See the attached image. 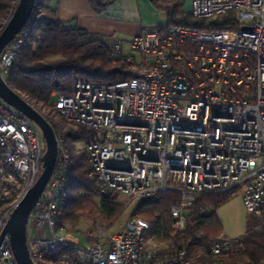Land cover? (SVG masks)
<instances>
[{
  "label": "built area",
  "instance_id": "built-area-1",
  "mask_svg": "<svg viewBox=\"0 0 264 264\" xmlns=\"http://www.w3.org/2000/svg\"><path fill=\"white\" fill-rule=\"evenodd\" d=\"M189 14L201 27L156 24L133 36L129 45L138 55L124 54V40L105 38L128 77L108 84L79 79L47 104L53 118L86 133L100 196L118 195L131 217L117 230L97 222L85 229V242L61 220L73 159L57 129V165L27 223L35 264H264L234 261L241 236L222 233L199 260L173 244L160 256L159 245L149 247L157 242L152 223L132 216L161 192L179 195L169 208L170 226L179 230L200 194L231 197L242 186L250 214L264 205V0H193ZM29 32L27 23L1 52L3 77ZM45 149L38 125L0 96V239L41 174ZM0 264H16L8 234Z\"/></svg>",
  "mask_w": 264,
  "mask_h": 264
},
{
  "label": "trees",
  "instance_id": "trees-1",
  "mask_svg": "<svg viewBox=\"0 0 264 264\" xmlns=\"http://www.w3.org/2000/svg\"><path fill=\"white\" fill-rule=\"evenodd\" d=\"M18 1L0 0V24H3V27L14 12ZM115 1L90 0V3L97 13H101ZM152 2L158 9L165 11L168 24L201 27L199 21L182 12L180 0ZM28 24L29 35L22 43L4 79L30 104L38 106V110L41 105L53 103L54 93H71L79 79L108 84L128 77L114 68L112 63L114 61L110 57V44L105 38H95L84 29L68 27L57 18L53 0H40ZM217 28L230 27L221 24ZM46 118L56 131L53 122ZM56 134L58 135L57 131ZM65 136L74 142L87 140L84 131L79 134L66 132ZM67 143L73 149L74 144ZM72 159V190L64 206L61 220L64 218L80 220L82 217L92 216L98 209L105 218L110 220L117 218L122 208L119 197L116 194L100 196L98 184L89 174L86 148L76 150L72 154ZM97 198H100L99 202ZM178 199L179 195L175 192H161L154 198L144 201L140 214L152 223L153 238L160 239L163 232L164 237H172L169 208ZM229 199L227 193L197 195L192 208L186 212L184 230L173 236L177 248L186 249L189 255L196 246L208 249L210 242L221 233V222L216 209ZM241 241L242 249L232 254L234 261L255 263L264 261V205L261 206L260 214H251L247 231L241 236Z\"/></svg>",
  "mask_w": 264,
  "mask_h": 264
},
{
  "label": "water",
  "instance_id": "water-1",
  "mask_svg": "<svg viewBox=\"0 0 264 264\" xmlns=\"http://www.w3.org/2000/svg\"><path fill=\"white\" fill-rule=\"evenodd\" d=\"M38 0H19L17 6L0 31V54L29 22ZM0 96L9 105L33 120L40 128L46 149L43 155V170L35 184L21 197L8 219L0 244L9 235L16 264H35L27 244V223L32 206L44 191L57 165L58 140L48 119L20 93L12 89L0 73Z\"/></svg>",
  "mask_w": 264,
  "mask_h": 264
},
{
  "label": "rangeland",
  "instance_id": "rangeland-1",
  "mask_svg": "<svg viewBox=\"0 0 264 264\" xmlns=\"http://www.w3.org/2000/svg\"><path fill=\"white\" fill-rule=\"evenodd\" d=\"M155 9L156 10H153V11L145 10L142 6H138L133 11H130V13L128 12L127 13L128 15H136V16H139L140 14H142L143 16H145L146 19H149L152 15H154L155 17L156 16L159 17V20L155 22V24H166L167 23L166 13L163 10L157 9L156 7ZM2 27H3V24H0V31L2 30ZM124 54L125 55H128V54L138 55V53H135L131 50L130 45H129V40H124ZM112 63L114 65V68H117V70L125 69L126 65L123 61L115 60ZM55 100H56V97L53 98V101ZM34 107L37 108L38 106H34ZM39 110L42 114L48 117L51 122H53V124L56 127V130L58 129V131L59 130L62 131L64 135L66 132H71L74 134L81 133V131L77 132L73 127L65 124L62 120L53 118L49 114V109L47 108V105H43V106L41 105ZM66 139H67V142H70V144L72 143L74 144L73 149H72V146L68 145V147L70 148L71 154L76 152V148L80 149V148L86 147L85 141L77 140L76 142H74V141H71L68 137H66ZM98 199L99 198H97L96 200L99 202L100 199L99 200ZM142 208H143V204L141 205L139 211H135L132 213V216L133 215L141 216L140 212ZM216 213L221 222V233L225 237L232 239V238L244 235L247 231L248 219L251 217V214L247 211L246 206L243 201V187L242 186L239 187L238 190L230 197V199L227 202H225L219 208H217ZM129 217H131L130 213L125 212L124 208L122 207L120 214L117 216V218L113 220L103 217V214H101V210L98 209L95 211L94 214H92V216L91 215L85 216V217H82L80 220H75L72 218H64V220L62 221L66 223L67 225L75 228L76 233L81 238L82 242H85V238L83 235V233L85 232V229L87 228L93 229L94 224H96L97 222H100L106 228H112L113 230H117V229H120L125 224V222L127 221ZM184 228L182 230H179L177 228L176 229L172 228L170 232L172 237L163 236V238L161 237L160 239L155 237V239H157V242L149 241V247H155L159 245L160 246L159 248L161 251L160 256L167 254L169 250L162 251L163 250L162 247L167 246L169 244H173L177 247L173 236H176L182 233ZM204 250H206L204 246H196L191 253V257L196 260L201 259V255Z\"/></svg>",
  "mask_w": 264,
  "mask_h": 264
},
{
  "label": "crops",
  "instance_id": "crops-1",
  "mask_svg": "<svg viewBox=\"0 0 264 264\" xmlns=\"http://www.w3.org/2000/svg\"><path fill=\"white\" fill-rule=\"evenodd\" d=\"M180 1L182 12L189 14L193 0ZM138 6H142L145 10H156L152 0H116L101 13L93 9L90 0H53L56 16L60 21L68 27L84 29L90 36L99 39L111 37L130 41L145 27L156 25L155 22L159 20L157 16L152 15L146 19L142 14L128 15Z\"/></svg>",
  "mask_w": 264,
  "mask_h": 264
}]
</instances>
